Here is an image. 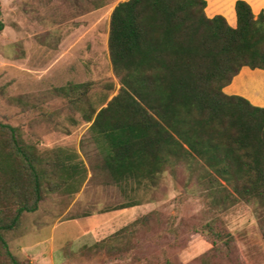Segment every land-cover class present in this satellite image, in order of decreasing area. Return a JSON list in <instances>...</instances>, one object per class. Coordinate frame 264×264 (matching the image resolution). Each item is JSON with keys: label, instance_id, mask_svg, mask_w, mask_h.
I'll use <instances>...</instances> for the list:
<instances>
[{"label": "rangeland", "instance_id": "1", "mask_svg": "<svg viewBox=\"0 0 264 264\" xmlns=\"http://www.w3.org/2000/svg\"><path fill=\"white\" fill-rule=\"evenodd\" d=\"M125 1H0L5 26L0 32V122L17 128L35 149L44 184L38 211L23 214L19 226L6 233L12 253L31 263V246L38 243L55 251L76 247L79 235L104 215L140 203L144 210L136 220H141L126 226L117 250L97 251L89 260L264 264L254 205L217 204L183 165L142 183L117 181L108 169L107 143L87 116L121 90L108 39L110 13ZM60 216L63 223L56 221Z\"/></svg>", "mask_w": 264, "mask_h": 264}, {"label": "trees", "instance_id": "2", "mask_svg": "<svg viewBox=\"0 0 264 264\" xmlns=\"http://www.w3.org/2000/svg\"><path fill=\"white\" fill-rule=\"evenodd\" d=\"M206 8V0L119 3L108 48L121 90L87 121L107 143L115 180L155 182L183 165L217 204L254 205L264 239V108L224 92L244 67L264 70V11L256 16L238 0L232 27L221 15L209 18ZM4 27L0 11V32ZM39 162L19 130L0 122V264H32L12 253L6 233L39 209ZM125 228L112 240L125 239Z\"/></svg>", "mask_w": 264, "mask_h": 264}, {"label": "crops", "instance_id": "3", "mask_svg": "<svg viewBox=\"0 0 264 264\" xmlns=\"http://www.w3.org/2000/svg\"><path fill=\"white\" fill-rule=\"evenodd\" d=\"M206 14L209 18L221 15L226 18L232 27L237 26V15L235 5L238 0H206ZM250 4L253 13L257 16L264 11V0H243ZM118 5V4H117ZM114 6L113 8H115ZM107 8H102L106 11ZM112 12L110 13L111 16ZM224 92L230 96H241L247 99L252 105L264 108V70L244 67L234 78L232 83L224 88ZM87 164V163H86ZM87 166V165H86ZM88 168V167H87ZM143 206H134L124 210L117 209L108 215H104L102 222L96 226L87 228L79 235L80 244L76 247L62 248L55 251L52 248H43L36 244L32 247V264H114L119 260L98 263L95 259L89 260L97 251L99 254H106L111 247L117 246V241L112 240L115 233L136 220V216L143 209ZM90 217H75L68 219L70 222H81ZM93 216V218H96ZM63 216L56 221L63 223ZM95 243V244H93ZM93 246H98L94 251ZM28 251H25V253ZM118 264V263H116Z\"/></svg>", "mask_w": 264, "mask_h": 264}]
</instances>
